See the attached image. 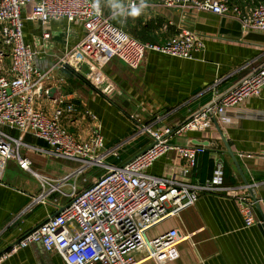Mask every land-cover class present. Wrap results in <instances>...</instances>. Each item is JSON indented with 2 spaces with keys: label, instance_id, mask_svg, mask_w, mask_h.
Returning <instances> with one entry per match:
<instances>
[{
  "label": "crops",
  "instance_id": "0c3cea01",
  "mask_svg": "<svg viewBox=\"0 0 264 264\" xmlns=\"http://www.w3.org/2000/svg\"><path fill=\"white\" fill-rule=\"evenodd\" d=\"M146 2L149 7L139 16L126 19L121 0L106 1L102 9L115 28L140 43L163 44L185 30L199 36L204 48L192 60L147 52L136 70L117 58L102 68L86 59L62 66V59L84 39L83 27L66 21L43 27L27 20L31 7L23 11L24 40L36 54V65L48 73L45 86L54 91L38 98L36 108L51 116L56 100L70 102L75 112L65 115L63 126L80 142H89L99 127L104 149L96 154L108 166L121 167L152 145L142 125L175 130L264 67V32H247L237 18L192 4L169 9L156 0ZM9 66L7 59L5 67ZM0 131L21 142L18 154L31 163L29 172L14 158L0 162L2 258L66 208L74 193L92 186L107 168L54 157L52 148L31 133L5 126ZM169 143L202 147L205 152L197 156L193 168L175 151L169 152L153 165L150 175L203 187L214 182L220 163L222 180L212 184L211 191L199 193L193 207L148 233L154 238L177 229L182 239L179 259L158 263L145 259V252H137L136 258L142 264H264V89L217 117L210 129L175 135ZM231 187L253 200L254 225H246L238 200L226 191ZM0 264L67 263L59 253L33 245Z\"/></svg>",
  "mask_w": 264,
  "mask_h": 264
},
{
  "label": "built area",
  "instance_id": "2783aa9c",
  "mask_svg": "<svg viewBox=\"0 0 264 264\" xmlns=\"http://www.w3.org/2000/svg\"><path fill=\"white\" fill-rule=\"evenodd\" d=\"M95 0H0V126L21 133H31L52 148L54 157L78 161L87 167H106V173L82 193L72 195V202L57 215L35 229L2 259L33 245L46 252L59 253L67 264H142L137 252H145L147 260L158 263L179 259L178 245L182 241L177 229L154 238L148 233L164 221L177 217L193 207L202 191H211L222 180L223 166L218 163L213 183L191 186L168 178L149 174L153 165L169 152L175 151L191 168L202 147L172 146L175 135L203 132L210 129L217 117L228 109L256 97L264 89V67L245 79L223 97L215 98L208 109L191 117L175 130H153L142 125L152 145L121 167L108 166L97 151L104 149V138L97 127L89 142L78 141L62 124L65 115L75 112L74 106L63 99L47 116L36 108L38 98L48 97L47 74L36 65V54L24 40L23 11L31 7L27 20L43 27L52 21H66L83 27L84 39L62 59L70 65L86 59L97 68L117 58L136 70L142 66L147 52L192 60L195 52L204 48L195 33L181 31L163 44L140 43L115 28L105 17L102 3ZM128 8L139 0H121ZM172 9L192 4L195 8L215 15H231L242 28L264 32V2L256 0H156ZM49 39V33L44 34ZM10 60L9 68L5 61ZM94 120H97L94 116ZM142 124V123H141ZM20 141L0 131V162L17 160L22 170L30 172V161L18 154ZM213 184V185H212ZM248 188V187H246ZM238 188H227L228 195L237 199L247 226L255 224L253 200L241 195ZM73 227L74 230H71ZM186 239V238H185ZM184 240V239H183Z\"/></svg>",
  "mask_w": 264,
  "mask_h": 264
},
{
  "label": "clouds",
  "instance_id": "9594fccd",
  "mask_svg": "<svg viewBox=\"0 0 264 264\" xmlns=\"http://www.w3.org/2000/svg\"><path fill=\"white\" fill-rule=\"evenodd\" d=\"M99 2L100 0H95L93 7H99ZM148 7L149 5L146 0H139V3H131L128 5L126 14L123 19H126L127 16L137 17ZM121 22H123V20Z\"/></svg>",
  "mask_w": 264,
  "mask_h": 264
},
{
  "label": "water",
  "instance_id": "95a60500",
  "mask_svg": "<svg viewBox=\"0 0 264 264\" xmlns=\"http://www.w3.org/2000/svg\"><path fill=\"white\" fill-rule=\"evenodd\" d=\"M231 91H232V90H231ZM53 93H54V91L52 90L51 93H50V96H51ZM228 93H229V92H228ZM228 93H226V94H228ZM226 94H225V95H226ZM225 95H223V96H225ZM223 96H222V97H223ZM211 104H212V103H211ZM211 104L208 105L205 109H208V108L211 106ZM205 109H204V110H205Z\"/></svg>",
  "mask_w": 264,
  "mask_h": 264
},
{
  "label": "trees",
  "instance_id": "16d2710c",
  "mask_svg": "<svg viewBox=\"0 0 264 264\" xmlns=\"http://www.w3.org/2000/svg\"><path fill=\"white\" fill-rule=\"evenodd\" d=\"M256 1H258V2H264V0H256Z\"/></svg>",
  "mask_w": 264,
  "mask_h": 264
},
{
  "label": "rangeland",
  "instance_id": "374dc122",
  "mask_svg": "<svg viewBox=\"0 0 264 264\" xmlns=\"http://www.w3.org/2000/svg\"><path fill=\"white\" fill-rule=\"evenodd\" d=\"M30 11H31V9H30Z\"/></svg>",
  "mask_w": 264,
  "mask_h": 264
}]
</instances>
